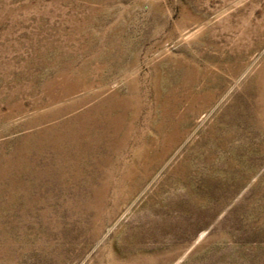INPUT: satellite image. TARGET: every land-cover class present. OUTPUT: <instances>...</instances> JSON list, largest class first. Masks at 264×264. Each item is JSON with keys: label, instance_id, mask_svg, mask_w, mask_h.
Segmentation results:
<instances>
[{"label": "rangeland", "instance_id": "rangeland-1", "mask_svg": "<svg viewBox=\"0 0 264 264\" xmlns=\"http://www.w3.org/2000/svg\"><path fill=\"white\" fill-rule=\"evenodd\" d=\"M0 264H264V0H0Z\"/></svg>", "mask_w": 264, "mask_h": 264}, {"label": "bare ground", "instance_id": "bare-ground-1", "mask_svg": "<svg viewBox=\"0 0 264 264\" xmlns=\"http://www.w3.org/2000/svg\"><path fill=\"white\" fill-rule=\"evenodd\" d=\"M106 113V112H105ZM84 120V119H83ZM95 125V124H94ZM107 127V126H106ZM88 131V130H87ZM96 133V132H95ZM96 135V134H95ZM67 137V136H66ZM54 143V142H53ZM73 144V143H72ZM105 144V143H104ZM55 147V146H54ZM15 157V156H14ZM16 158V157H15ZM12 159V158H11ZM66 162V161H65Z\"/></svg>", "mask_w": 264, "mask_h": 264}]
</instances>
